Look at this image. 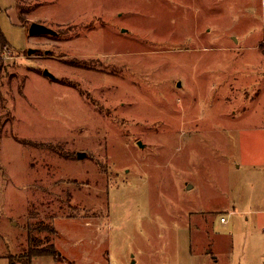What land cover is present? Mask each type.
I'll return each mask as SVG.
<instances>
[{
  "label": "rangeland",
  "instance_id": "1",
  "mask_svg": "<svg viewBox=\"0 0 264 264\" xmlns=\"http://www.w3.org/2000/svg\"><path fill=\"white\" fill-rule=\"evenodd\" d=\"M0 28V264H264V0H0Z\"/></svg>",
  "mask_w": 264,
  "mask_h": 264
},
{
  "label": "water",
  "instance_id": "2",
  "mask_svg": "<svg viewBox=\"0 0 264 264\" xmlns=\"http://www.w3.org/2000/svg\"><path fill=\"white\" fill-rule=\"evenodd\" d=\"M29 34L31 36H38V35H54V36H56V35H58V32L55 31L54 29L46 26V25L41 24V23L33 22L30 25ZM35 52H37V49H29L28 50L29 54H33ZM43 74L52 80H57L56 76L52 72H50L48 69H44ZM139 145L143 146V144L141 142H139ZM83 155H84L83 153H79L78 157L82 158Z\"/></svg>",
  "mask_w": 264,
  "mask_h": 264
},
{
  "label": "trees",
  "instance_id": "3",
  "mask_svg": "<svg viewBox=\"0 0 264 264\" xmlns=\"http://www.w3.org/2000/svg\"><path fill=\"white\" fill-rule=\"evenodd\" d=\"M4 44H9L7 38L5 37V34L4 32L1 30L0 28V47L3 46ZM42 257V256H51V257H54L55 256V253H43V254H32V256L30 257V261L32 260V258L34 257ZM11 264H13L11 262Z\"/></svg>",
  "mask_w": 264,
  "mask_h": 264
},
{
  "label": "crops",
  "instance_id": "4",
  "mask_svg": "<svg viewBox=\"0 0 264 264\" xmlns=\"http://www.w3.org/2000/svg\"><path fill=\"white\" fill-rule=\"evenodd\" d=\"M221 219H222V218H221ZM221 221H222V220H221ZM222 222L224 223V222H226V221H222ZM230 247H231V249H232V244H231V246H230ZM215 259H217V260H218V257H215Z\"/></svg>",
  "mask_w": 264,
  "mask_h": 264
},
{
  "label": "built area",
  "instance_id": "5",
  "mask_svg": "<svg viewBox=\"0 0 264 264\" xmlns=\"http://www.w3.org/2000/svg\"><path fill=\"white\" fill-rule=\"evenodd\" d=\"M221 220H222V221H225V218H223V217H222V219H221Z\"/></svg>",
  "mask_w": 264,
  "mask_h": 264
}]
</instances>
